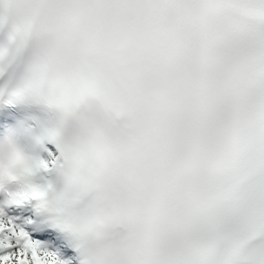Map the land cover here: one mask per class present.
<instances>
[{
    "label": "snow or ice",
    "instance_id": "6c2138e0",
    "mask_svg": "<svg viewBox=\"0 0 264 264\" xmlns=\"http://www.w3.org/2000/svg\"><path fill=\"white\" fill-rule=\"evenodd\" d=\"M0 6L60 115L10 203L51 198L81 264H264V0ZM0 264L68 262L0 209Z\"/></svg>",
    "mask_w": 264,
    "mask_h": 264
},
{
    "label": "clouds",
    "instance_id": "9594fccd",
    "mask_svg": "<svg viewBox=\"0 0 264 264\" xmlns=\"http://www.w3.org/2000/svg\"><path fill=\"white\" fill-rule=\"evenodd\" d=\"M33 85H26L18 93V98L25 99L32 97L29 89ZM37 154L26 153L16 142L15 138H10L3 146H0V189L7 190L6 186L16 183L23 189L25 185L35 182L31 176L30 169L33 162L38 159ZM18 193H13L15 196ZM37 195H41L37 193ZM45 208L41 211L51 214L55 211V206L51 198L44 200Z\"/></svg>",
    "mask_w": 264,
    "mask_h": 264
},
{
    "label": "bare ground",
    "instance_id": "6f19581e",
    "mask_svg": "<svg viewBox=\"0 0 264 264\" xmlns=\"http://www.w3.org/2000/svg\"><path fill=\"white\" fill-rule=\"evenodd\" d=\"M47 158H49V155L47 156ZM47 158H46V159H47ZM22 209H23L22 211L26 210V208H22ZM15 217H18V218L21 219L22 222L24 223V217H25V214H23L22 212H20V210L17 211V212L15 213ZM23 230H25V231L30 235V237H31V239H32L33 241L38 242V241H36L38 235H37V234H32L31 231L28 230V228L26 227V225H23ZM39 245H40V244H39ZM41 248H42V247H41ZM50 252H54V253H56L58 256H60V255H64V256H65V255H66V252H65L64 250H61L60 248H59V249H56V248H55V249L51 250ZM65 261L68 262V264H71L69 258H66Z\"/></svg>",
    "mask_w": 264,
    "mask_h": 264
}]
</instances>
